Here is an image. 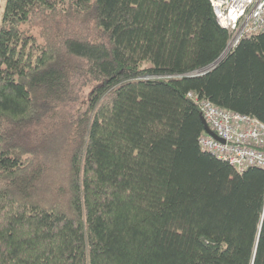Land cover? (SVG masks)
Masks as SVG:
<instances>
[{
    "label": "trees",
    "instance_id": "16d2710c",
    "mask_svg": "<svg viewBox=\"0 0 264 264\" xmlns=\"http://www.w3.org/2000/svg\"><path fill=\"white\" fill-rule=\"evenodd\" d=\"M230 38L210 0H5L0 264H264V168L188 96L264 123V32L181 76Z\"/></svg>",
    "mask_w": 264,
    "mask_h": 264
},
{
    "label": "built area",
    "instance_id": "2783aa9c",
    "mask_svg": "<svg viewBox=\"0 0 264 264\" xmlns=\"http://www.w3.org/2000/svg\"><path fill=\"white\" fill-rule=\"evenodd\" d=\"M221 26L231 33L234 46L241 38L264 32V0H211ZM189 98L198 103L210 129L221 140L204 132L199 138L202 150L230 163L237 171L264 168V123L259 119L222 108L195 92Z\"/></svg>",
    "mask_w": 264,
    "mask_h": 264
},
{
    "label": "water",
    "instance_id": "95a60500",
    "mask_svg": "<svg viewBox=\"0 0 264 264\" xmlns=\"http://www.w3.org/2000/svg\"><path fill=\"white\" fill-rule=\"evenodd\" d=\"M231 51V47H228L223 53L222 55L217 58L214 62H212L211 64L201 68V69H198V70H195L193 72H189V73H185L181 76H187V77H190V76H199V75H204L208 72H210L211 70H213L215 67H217L220 62L226 57V55ZM202 120H203V124H204V129L212 136H214L216 139H219L221 140V138H219L209 127V125L207 124L205 118L202 116Z\"/></svg>",
    "mask_w": 264,
    "mask_h": 264
},
{
    "label": "rangeland",
    "instance_id": "374dc122",
    "mask_svg": "<svg viewBox=\"0 0 264 264\" xmlns=\"http://www.w3.org/2000/svg\"><path fill=\"white\" fill-rule=\"evenodd\" d=\"M4 3H5V0H0V25L2 23V14H3V9H4ZM57 162L59 165L58 168L65 167L63 159L59 158L57 160Z\"/></svg>",
    "mask_w": 264,
    "mask_h": 264
},
{
    "label": "bare ground",
    "instance_id": "6f19581e",
    "mask_svg": "<svg viewBox=\"0 0 264 264\" xmlns=\"http://www.w3.org/2000/svg\"><path fill=\"white\" fill-rule=\"evenodd\" d=\"M210 2H211V0H210ZM211 6H212V8H213V5H212V3H211ZM218 21V20H217ZM219 22V21H218ZM220 24V23H219ZM221 25V24H220ZM223 27V26H222ZM225 28V27H224ZM227 29V28H226ZM228 47H231V50L235 47L234 46V44H233V41L231 40V38H230V40H229V42H228V46H227V48ZM226 48V49H227ZM189 96V95H188ZM193 100V99H192ZM194 101V100H193ZM195 102V101H194ZM196 103V102H195ZM197 105H198V103H196ZM198 107H199V105H198ZM204 132H206V133H208L205 129H204Z\"/></svg>",
    "mask_w": 264,
    "mask_h": 264
}]
</instances>
